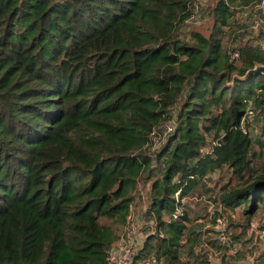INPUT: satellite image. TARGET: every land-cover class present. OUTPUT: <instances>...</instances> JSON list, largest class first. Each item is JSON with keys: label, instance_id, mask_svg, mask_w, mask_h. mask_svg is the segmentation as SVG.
I'll return each mask as SVG.
<instances>
[{"label": "trees", "instance_id": "1", "mask_svg": "<svg viewBox=\"0 0 264 264\" xmlns=\"http://www.w3.org/2000/svg\"><path fill=\"white\" fill-rule=\"evenodd\" d=\"M234 1L186 39L193 0H0V264H106L138 204L132 261L206 264L188 201L214 173L244 184L218 188L222 206L264 213V139L241 125L264 111V73L245 75L264 29L231 60Z\"/></svg>", "mask_w": 264, "mask_h": 264}, {"label": "rangeland", "instance_id": "2", "mask_svg": "<svg viewBox=\"0 0 264 264\" xmlns=\"http://www.w3.org/2000/svg\"><path fill=\"white\" fill-rule=\"evenodd\" d=\"M216 1L193 0L188 17L178 26L179 36L189 39L191 30H199L208 34L212 27V6ZM256 2L257 0H235L232 2L233 14L229 23L223 26L222 33V43L226 50L229 51L234 44L239 46L241 42L249 39L253 42L260 41L257 33L261 28L264 29V15L263 21L253 27ZM263 120L264 111L254 116L250 122L248 132L252 137L253 145H255L257 137L264 139ZM262 161L263 159L256 161L254 167H257ZM213 178L216 179V183H211V190L207 193H199L188 201L191 210L198 213L191 220V223L195 224L196 230H199L201 238V245H197L195 250L200 251L201 249L207 253L206 264H264V237L259 228L260 223L264 220L262 208L255 212L250 222H247L243 214V205L236 206L234 209L225 208L217 196L218 188L221 189L222 185L227 189H232L242 187L243 182L229 172L214 173ZM139 192L144 193V189ZM144 205H134L126 224L117 228L119 236L127 234L132 237V245L136 249L142 246L149 232L148 227L145 226L146 219L143 218ZM221 218H225L223 225L219 221ZM221 232H225L227 235L228 239L225 244L219 243L218 235ZM136 249L135 251H137ZM182 254V259H184L185 253ZM142 258L146 257L134 258L133 261L130 259L125 264H148ZM192 261L193 264H202L201 260ZM153 264H161V261Z\"/></svg>", "mask_w": 264, "mask_h": 264}, {"label": "built area", "instance_id": "3", "mask_svg": "<svg viewBox=\"0 0 264 264\" xmlns=\"http://www.w3.org/2000/svg\"><path fill=\"white\" fill-rule=\"evenodd\" d=\"M254 9V24L252 26L256 27L263 21L264 0H257ZM229 55L231 60H236L240 56L239 46L234 44L230 48ZM253 113L254 112L252 107L248 105L241 121V125L244 131L249 130V125L253 118ZM173 126L174 124L171 120L166 121L161 128V134L157 135V137L154 139L153 145H158L162 140L161 137H164L167 133H169L173 129ZM219 221L221 225H223L225 222V218H221L219 219ZM262 236L264 237V231H262ZM227 239L228 238L225 232L219 233L218 240L220 244L227 243ZM135 249L136 248L132 245V237L127 234H121L117 243L110 247L106 264H125L132 258Z\"/></svg>", "mask_w": 264, "mask_h": 264}, {"label": "water", "instance_id": "4", "mask_svg": "<svg viewBox=\"0 0 264 264\" xmlns=\"http://www.w3.org/2000/svg\"><path fill=\"white\" fill-rule=\"evenodd\" d=\"M253 72L254 73H259V72L264 73V64L257 63L254 67L248 69L245 75H248Z\"/></svg>", "mask_w": 264, "mask_h": 264}]
</instances>
